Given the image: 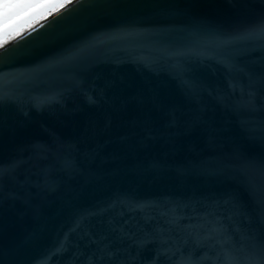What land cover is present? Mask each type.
Here are the masks:
<instances>
[{"label": "water", "instance_id": "obj_1", "mask_svg": "<svg viewBox=\"0 0 264 264\" xmlns=\"http://www.w3.org/2000/svg\"><path fill=\"white\" fill-rule=\"evenodd\" d=\"M0 264H264V0H74L5 39Z\"/></svg>", "mask_w": 264, "mask_h": 264}, {"label": "rangeland", "instance_id": "obj_2", "mask_svg": "<svg viewBox=\"0 0 264 264\" xmlns=\"http://www.w3.org/2000/svg\"><path fill=\"white\" fill-rule=\"evenodd\" d=\"M61 5L63 4L60 2V0H42V6L38 9H30L28 11H24L23 9L13 7L11 12V19H9V6L5 5L6 23L4 25V40L16 34L17 32H20L32 23L37 22L42 17L60 7Z\"/></svg>", "mask_w": 264, "mask_h": 264}, {"label": "snow or ice", "instance_id": "obj_3", "mask_svg": "<svg viewBox=\"0 0 264 264\" xmlns=\"http://www.w3.org/2000/svg\"><path fill=\"white\" fill-rule=\"evenodd\" d=\"M62 4L71 5L74 0H60ZM5 5H8L9 19L12 18L11 12L12 8H20L24 11H28L30 9H38L42 6V0H0V46H3L4 43V25L5 21ZM57 6V5H52Z\"/></svg>", "mask_w": 264, "mask_h": 264}]
</instances>
